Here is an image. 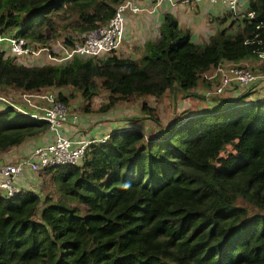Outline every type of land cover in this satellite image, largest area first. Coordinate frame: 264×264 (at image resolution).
<instances>
[{"label":"trees","instance_id":"16d2710c","mask_svg":"<svg viewBox=\"0 0 264 264\" xmlns=\"http://www.w3.org/2000/svg\"><path fill=\"white\" fill-rule=\"evenodd\" d=\"M120 2L0 0V35L15 28L43 41L56 18L77 34L105 24ZM220 20L229 23L195 42L168 13L140 59L113 52L27 64L1 48L0 86L17 97L73 86L89 102L102 86L103 112L132 96L187 93L208 85L204 74L219 61L264 51V0ZM249 92L213 97L150 138L135 126L113 129L80 163L38 171L49 175L53 191H43L44 180L39 190L0 193V264H264V98L248 100ZM56 97L68 100L61 90ZM141 109L159 121L153 107ZM47 130L45 119L3 107L0 154Z\"/></svg>","mask_w":264,"mask_h":264},{"label":"built area","instance_id":"2783aa9c","mask_svg":"<svg viewBox=\"0 0 264 264\" xmlns=\"http://www.w3.org/2000/svg\"><path fill=\"white\" fill-rule=\"evenodd\" d=\"M151 1L159 5L164 0ZM167 1L175 5L174 0ZM207 1L226 4L228 10L234 16L240 13L238 9L239 0ZM141 10H143V7L135 0H122L115 6L113 16L105 24L78 32L70 43H65L64 40H57L51 45L44 44L39 47L37 45L41 41H31L22 35L12 33L8 37L0 35V40L5 38L7 41V46H0V49H4L5 56L11 55L15 59L24 57V55H26L24 58L28 56L36 57L44 53L45 62L65 61L75 54L104 57L113 53L122 42L125 13L127 11L136 13ZM257 59L258 63L264 65V51L259 52ZM213 69L214 71L210 76L216 78L217 82L211 91H207L209 97L222 95L226 89L233 85L245 90L254 85L259 78L264 79V67L261 73L256 72L251 65L250 59L238 61L221 60ZM208 72L204 74L205 78ZM19 94L23 100L22 104L16 102V100L7 99L3 95H0V102L4 103V106L10 105L30 116L45 119L48 122V130L51 131L52 138L44 144L34 146L27 156L13 163L2 165L0 168V193L4 197H10L19 192L21 187L16 179L22 175L24 167L36 172L49 166L78 164L83 159L86 149L91 143L102 142L109 134L100 137L77 139L64 135L59 131L62 124L69 119L74 122L77 116L75 113H70L69 107L65 102L58 99L51 92L43 93L41 91L24 90ZM42 101V104L37 103Z\"/></svg>","mask_w":264,"mask_h":264},{"label":"crops","instance_id":"0c3cea01","mask_svg":"<svg viewBox=\"0 0 264 264\" xmlns=\"http://www.w3.org/2000/svg\"><path fill=\"white\" fill-rule=\"evenodd\" d=\"M143 10L136 13L127 11L124 20V34L122 42L114 51L119 56H127L135 58L144 52L147 41H155L164 24L166 14H171L176 19L178 26L190 31V38L195 42H204L208 37L219 28L226 26L229 20L222 22L220 19L225 15L228 8L222 2L212 3L207 0H174L175 5H172L167 0H164L159 5H156L151 0H135ZM249 0H239L238 9L242 13L248 5ZM233 25V24H232ZM230 30H234L235 24ZM254 70L261 73L264 65L258 63V59H250ZM45 88V87H44ZM203 89V88H201ZM250 91L247 99L264 98V79L259 78L257 82L250 86ZM245 90L233 85L226 89L224 95L227 97H236ZM42 104L41 102H37ZM211 105L213 101L210 102ZM5 104L0 102V109ZM70 112L77 114L76 120L72 122L69 119L63 123L59 131L72 138L85 137H100L108 134L115 128L123 126L121 120L115 117H109V110L106 113L90 114L85 110L84 113L74 111L72 105L69 107ZM80 116V122L78 120ZM52 138V133L47 130L44 134L29 138L0 154V168L6 163H13L20 158L29 154L31 149L38 145L48 142ZM39 174V173H38ZM46 178V179H45ZM49 175L41 172V175H34L31 170L24 167L23 173L16 179L20 187H30L31 184L40 186L44 180H47ZM28 186V187H27Z\"/></svg>","mask_w":264,"mask_h":264},{"label":"rangeland","instance_id":"374dc122","mask_svg":"<svg viewBox=\"0 0 264 264\" xmlns=\"http://www.w3.org/2000/svg\"><path fill=\"white\" fill-rule=\"evenodd\" d=\"M46 30L49 32L47 38L41 42H38L37 46H42L44 44H53L57 40H64L65 37L70 35L72 39L76 35L73 31L71 26H69L68 21L59 20L56 18L53 22V28H49ZM15 32V28H10L4 31L1 36L8 37L12 33ZM0 46H7L6 39L0 40ZM33 50H35L33 48ZM146 51L144 50L143 53L139 54V56H135V58L140 59L142 55ZM26 55H24L25 57ZM20 57L17 60L22 63H44L46 58L44 53L40 54L36 57ZM214 69H211L206 75V82L210 81L208 85L199 83L197 87L188 90L187 93L182 92L181 90L177 89L174 91H166L161 96H154V95H142V96H132L128 99H120L116 102V104L108 111L107 113L109 117L119 118L121 120V124L123 126L132 127L135 126L139 130L143 131L145 136L150 138L152 136H156L159 133L163 132V130L170 124L173 119L178 116L184 115L183 113L186 111H195V110H202L205 107L211 105V101L213 97L217 96H208L209 94L207 91H211L215 87V83L217 82L216 78L211 77V73ZM257 72V71H256ZM203 88V89H201ZM61 90L64 94L68 95V100L66 102L67 106L72 107L74 111L84 113L85 112V105L88 107V111L91 115L101 113H106L107 111H100L98 109L99 106L105 104L107 100V91L100 86L97 90V93L91 98L90 102L86 100L81 94L80 89H76L73 86H64V87H47L41 89L39 91L43 93H56ZM18 91L14 88L2 87L0 86V95H3L7 99L10 100H19L23 101L21 95L17 97ZM33 101V98H32ZM43 103V101L41 102ZM146 103L150 107H153L154 116L158 117V122L152 120L148 117L145 112L141 109L142 104ZM70 111V109H69ZM71 113V112H70ZM74 113V112H72ZM78 120L80 122V116L78 115ZM34 175H39L38 171L33 172ZM46 179V178H45ZM28 187V186H27ZM41 187L36 186L35 184H31L30 189L39 190ZM42 189L44 192L53 191L52 185L46 180V182L42 185Z\"/></svg>","mask_w":264,"mask_h":264},{"label":"clouds","instance_id":"9594fccd","mask_svg":"<svg viewBox=\"0 0 264 264\" xmlns=\"http://www.w3.org/2000/svg\"><path fill=\"white\" fill-rule=\"evenodd\" d=\"M5 107V106H4Z\"/></svg>","mask_w":264,"mask_h":264}]
</instances>
